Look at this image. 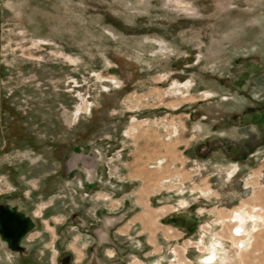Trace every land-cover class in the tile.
Here are the masks:
<instances>
[{
	"label": "rangeland",
	"instance_id": "obj_1",
	"mask_svg": "<svg viewBox=\"0 0 264 264\" xmlns=\"http://www.w3.org/2000/svg\"><path fill=\"white\" fill-rule=\"evenodd\" d=\"M188 195L264 264V0H0V264H201Z\"/></svg>",
	"mask_w": 264,
	"mask_h": 264
},
{
	"label": "crops",
	"instance_id": "obj_2",
	"mask_svg": "<svg viewBox=\"0 0 264 264\" xmlns=\"http://www.w3.org/2000/svg\"><path fill=\"white\" fill-rule=\"evenodd\" d=\"M182 195H183V193H182ZM189 197H190V200L183 199L182 202L180 203V205H178L179 208L173 210L171 220L175 225H177L183 231L190 232L194 229L198 230V235L196 238V241H197L196 245L198 247L199 246L201 247L198 252L199 253L201 252L202 255L197 256L194 259V262L201 263V264H204V262H206V264H225V262H227V264H234L236 262V260L234 259V257H232L233 260H229L231 258V256H229V252L227 250H225L224 243L222 242L221 237L217 234H211L210 231L206 232L204 229V227L208 228V229H213L217 226V224L215 222H212L211 217H209L210 216L209 214L206 217V214L204 213V211H205L204 208L198 207L195 209V207L193 208L191 205V204L197 202L194 200H193L194 202H192V199H195V198L200 199V198H202V196L193 197L192 195H188L187 198L189 199ZM234 213H240V212H232L231 216ZM179 215L187 216V217L191 218L193 221L186 225L183 221L178 219ZM240 215H243V214L240 213ZM243 217H244L243 221H241L238 224H242L244 231H246V229L248 230L250 220H248L247 217H245V216H243ZM253 223H254V221H253ZM256 224H257V222H256ZM244 231H243V233H242V231L236 232V233H234V235H236V236L242 235V234L245 235L247 232L244 233ZM206 236H209V237L207 238V242L204 243ZM219 243H220V245H219ZM241 244L244 245V247H241V248H245L246 242H241ZM210 249H212V250H210ZM224 252H225V254H224ZM235 258L239 259V257H235Z\"/></svg>",
	"mask_w": 264,
	"mask_h": 264
},
{
	"label": "bare ground",
	"instance_id": "obj_3",
	"mask_svg": "<svg viewBox=\"0 0 264 264\" xmlns=\"http://www.w3.org/2000/svg\"><path fill=\"white\" fill-rule=\"evenodd\" d=\"M89 175V174H88ZM90 176V175H89ZM6 215H10V214H6ZM178 219H180L181 221H183L186 225L190 222H192L193 220L187 216H183V215H179ZM242 227V226H241ZM19 224L18 222L15 220V216H7L5 218V221L3 223V229L5 230L4 232L6 233V235H10V236H13L15 237L16 235L18 236V233H19ZM240 231H244V228H240V225H239V229L235 232H240ZM16 236V238H17ZM213 244V243H212ZM220 245V243H219ZM212 250V249H210ZM225 254V252H224ZM228 254V253H227ZM226 254V255H227ZM217 259V258H216ZM224 259V258H223ZM10 262V261H9ZM5 264V263H4ZM204 264H206V262H204Z\"/></svg>",
	"mask_w": 264,
	"mask_h": 264
},
{
	"label": "flooded vegetation",
	"instance_id": "obj_4",
	"mask_svg": "<svg viewBox=\"0 0 264 264\" xmlns=\"http://www.w3.org/2000/svg\"><path fill=\"white\" fill-rule=\"evenodd\" d=\"M3 214H4V219H5V217L8 216V215H6V214H11V213H9L8 211H5V213H3ZM13 216H14V215H13ZM242 227H243V226H242ZM242 227L240 226V228H242ZM236 228H237V229H234V228L232 229V231H231L232 234H233V232H234L235 230L237 231V230L239 229V225H238V227H236ZM4 231H5V230H4ZM233 235H234V234H233ZM11 237H13V236H11Z\"/></svg>",
	"mask_w": 264,
	"mask_h": 264
}]
</instances>
